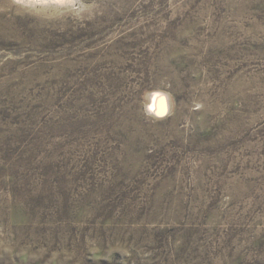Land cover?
Wrapping results in <instances>:
<instances>
[{"label": "rangeland", "instance_id": "374dc122", "mask_svg": "<svg viewBox=\"0 0 264 264\" xmlns=\"http://www.w3.org/2000/svg\"><path fill=\"white\" fill-rule=\"evenodd\" d=\"M36 1L0 0V264H264V0Z\"/></svg>", "mask_w": 264, "mask_h": 264}, {"label": "clouds", "instance_id": "9594fccd", "mask_svg": "<svg viewBox=\"0 0 264 264\" xmlns=\"http://www.w3.org/2000/svg\"><path fill=\"white\" fill-rule=\"evenodd\" d=\"M141 102L145 115L156 120L165 118L174 107L169 94L160 90L145 92ZM124 254H127L126 250Z\"/></svg>", "mask_w": 264, "mask_h": 264}, {"label": "bare ground", "instance_id": "6f19581e", "mask_svg": "<svg viewBox=\"0 0 264 264\" xmlns=\"http://www.w3.org/2000/svg\"><path fill=\"white\" fill-rule=\"evenodd\" d=\"M61 1V0H60ZM30 2H31V0H30ZM35 2H37L36 0H35ZM68 3V2H67Z\"/></svg>", "mask_w": 264, "mask_h": 264}]
</instances>
